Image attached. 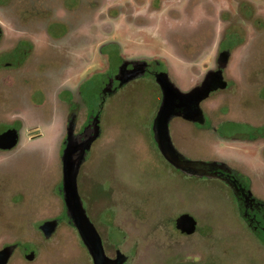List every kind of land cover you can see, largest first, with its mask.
Masks as SVG:
<instances>
[{"label": "flooded vegetation", "instance_id": "obj_1", "mask_svg": "<svg viewBox=\"0 0 264 264\" xmlns=\"http://www.w3.org/2000/svg\"><path fill=\"white\" fill-rule=\"evenodd\" d=\"M13 1L0 0V7L11 12ZM18 1L13 10L15 18L22 25H39L50 46L42 47L35 57L36 42L24 34L28 32L25 29L16 31L15 39L4 46L5 30L0 24V235L12 226L7 212L18 213L21 203L29 204L35 213L15 222L16 227L37 233L34 238L3 241L0 251L12 247L3 264H11L18 253L24 260L21 264L51 263L48 258L57 255L62 245L75 257L72 235L85 248L86 263L94 264L68 212L64 155L69 145L80 198L106 254L116 258L121 252V264L129 262V255L119 247L112 255L107 252L102 223L107 224L115 243L122 232L113 223L114 206L107 205L110 198L100 202L101 190L99 196H91L90 166L97 170L111 139L105 119L108 101L128 87L134 91L143 84L152 87V103L158 102L150 128L153 160L170 177L204 180L200 186L206 188L201 190L206 194L219 196L211 186H221L225 200L219 198L235 217L229 232H225L203 207L180 205L165 214L168 205L159 195H155L148 211L127 200L136 213L149 214L156 209L161 217L153 225L158 229L169 217L162 230H169L193 251L171 255L169 248L163 264H264V0ZM60 6L65 12L61 17ZM119 22L160 26L169 54L128 53L127 47L112 36L113 24ZM93 61L100 67L83 71ZM180 64L192 73L188 89L182 86L184 78L177 70ZM76 67L78 74L74 72ZM160 72L181 90L204 83L207 88L192 109L188 110L186 104L175 106L157 132L163 99L157 81ZM46 130L53 132L54 142L49 145L42 142ZM239 143L259 149L260 167L234 161L220 151L223 144ZM197 146L210 152H200ZM29 176L35 177L34 182ZM84 183H88L86 188ZM60 200L61 215L52 214L58 211ZM122 200L126 199L117 202ZM88 202L89 207L85 205ZM104 208L110 211L105 214ZM114 209L120 210L117 206ZM184 214L194 219L192 231L178 226ZM205 215L208 221L202 223ZM63 227L70 233L66 241L60 238ZM158 236L153 233L150 239L152 257L157 253ZM225 241L230 244L220 250ZM245 245L252 249L246 257L242 255ZM231 246L236 250L225 251ZM44 247L47 253L42 257Z\"/></svg>", "mask_w": 264, "mask_h": 264}, {"label": "rangeland", "instance_id": "obj_2", "mask_svg": "<svg viewBox=\"0 0 264 264\" xmlns=\"http://www.w3.org/2000/svg\"><path fill=\"white\" fill-rule=\"evenodd\" d=\"M18 0H14L9 8L0 7V24L5 30L6 42L4 46H7L9 41L15 39L14 33L19 30H27L24 33L36 42L35 57L38 56L42 50V47H49V40L44 36V29L39 25L29 26V23L22 25L15 18V7L18 4ZM221 3L220 5H223ZM62 5V4H61ZM15 10V11H13ZM62 7L60 6L59 16H64ZM26 21H23L25 24ZM113 24V23H112ZM160 26H148L142 27L136 25V23L119 22L113 24L112 36L120 40L126 47L127 52L130 54H149V55H168V45L165 43V39L160 34ZM16 34V33H15ZM90 35V34H89ZM88 67V68H87ZM100 67L99 63L91 62L88 66H85L83 71H90ZM87 68V69H86ZM177 70L184 78L182 86L188 89L192 86L191 81L188 78L191 76V70L183 64L177 65ZM75 74H78V67L74 69ZM97 80V77L96 79ZM94 83V82H93ZM89 86H87V89ZM152 87L145 84L140 88L133 91L125 89L117 97H113L108 101L105 108V119L108 124V131L111 135V139L105 145V152L102 159L97 163V170L95 166H90V174L93 178V182L90 183L91 196H99V190L101 195L98 197L99 201H106L110 198L107 205L114 206L112 210L113 223L121 228L122 234L118 237L117 243L113 240L111 234L108 231V226L102 223V233L107 237V252L114 254V251L119 247L122 251L129 255V262L127 264H163L169 248L171 255H186L193 251H190L186 247V242L182 239H176L170 231L165 229L167 222L162 224V228L158 229L153 223L158 222L161 215L155 209L149 214L136 213L134 206L127 200L142 208L144 211L149 210V205L155 199V195H159L161 200L168 205V209H165V214L173 213L175 208L182 205L197 206L208 209L209 216L216 221L223 231L229 232L231 223L234 220V215L227 210V203L224 201L223 188L221 186H211L218 195L223 198H219L217 194H206L201 191L202 179H190L182 178L178 176H171L168 173L163 172L161 166L155 162L151 155V124L156 114L158 102L154 100L152 103ZM97 102H91L94 105ZM14 113V112H13ZM26 117V116H25ZM53 132L46 130L44 132V139L42 142L49 145L54 142ZM198 147V146H197ZM200 152H210L207 148L201 146L198 147ZM220 151L226 157L238 161L242 160L255 167L262 165L261 154L259 149L252 148L246 143H239L234 145L223 144L220 146ZM193 152H195L193 150ZM91 168L93 172L91 171ZM31 171H29V174ZM35 180L34 176L29 178ZM27 181H30V179ZM86 188L88 183L83 184ZM84 193L86 191L84 190ZM89 194V193H88ZM125 198L117 202V199ZM94 201V198L91 199ZM111 200V201H110ZM117 202V203H116ZM20 211L7 212L9 219L12 223L9 230L2 232L0 235V244L4 241L13 240L17 237L28 238L36 237L37 233L34 230L26 228H18L15 222H20L21 218L29 217L33 215L34 209L28 208L30 205L21 203ZM85 205H90V202ZM116 206L120 210H115ZM156 206V205H155ZM154 206V207H155ZM63 204L59 201L58 211L52 214L61 215ZM201 209V208H200ZM107 214L110 210L103 209ZM25 212V213H24ZM94 212L99 216V206L95 205ZM174 217V215H172ZM166 216H164L162 222ZM172 217V218H173ZM202 220L205 223L207 216ZM171 218V217H170ZM107 229H105V228ZM68 227H63L60 232V238L66 241L69 238L70 233L65 230ZM153 233H158L157 252L155 257L151 256V236ZM74 242V256L68 255L65 247L58 246V254L54 257L48 258L51 263L42 262L41 264H88L86 263V250L83 248L80 242H77L76 237L72 235ZM71 237V239H72ZM70 239V238H69ZM226 244L220 245L221 247L230 244L225 241ZM242 247V244H240ZM69 247V246H66ZM243 250L245 257L251 255L252 249L250 246L245 245ZM243 249V247H242ZM224 250V249H223ZM236 246L231 248H225V251H235ZM166 251V252H165ZM199 251V250H198ZM47 253V248L42 249V257ZM85 253V254H84ZM199 253V252H198ZM203 253V252H202ZM167 254V255H166ZM204 254V253H203ZM248 254V255H247ZM166 255V256H165ZM164 257V258H163ZM47 260V259H46ZM24 260L20 254H16L11 264H21ZM257 262V261H256ZM92 264V261L90 262Z\"/></svg>", "mask_w": 264, "mask_h": 264}, {"label": "water", "instance_id": "obj_3", "mask_svg": "<svg viewBox=\"0 0 264 264\" xmlns=\"http://www.w3.org/2000/svg\"><path fill=\"white\" fill-rule=\"evenodd\" d=\"M128 79V78H127ZM157 81L163 91V99L158 112L156 121V130L162 127L163 120L175 106L187 105V109H192V105L200 95L206 93L207 84L194 87L188 91L181 90L176 86L164 72L157 75ZM65 195L68 206V212L75 221L79 233L90 250L93 257L94 264H121L124 261L123 254L118 253L116 258L109 257L104 249L101 236L87 215L80 198L77 187V169L72 157V145L65 151ZM178 226L184 230L192 231L194 228V219L188 214L180 216L178 219ZM12 252V247L0 251V264L5 263Z\"/></svg>", "mask_w": 264, "mask_h": 264}]
</instances>
